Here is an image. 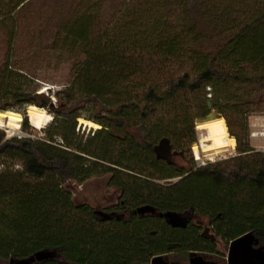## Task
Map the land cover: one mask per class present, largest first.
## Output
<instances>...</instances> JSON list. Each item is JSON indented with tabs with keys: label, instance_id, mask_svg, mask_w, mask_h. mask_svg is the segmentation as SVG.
Here are the masks:
<instances>
[{
	"label": "trees",
	"instance_id": "obj_1",
	"mask_svg": "<svg viewBox=\"0 0 264 264\" xmlns=\"http://www.w3.org/2000/svg\"><path fill=\"white\" fill-rule=\"evenodd\" d=\"M37 1L0 0V88L14 102L0 111L56 115L47 137L0 127V264H150L213 253L218 239L247 232L264 244L263 151L242 145L230 123L236 156L178 166L155 151L165 137L179 156L196 142L208 87L220 105L234 84L264 79V0H54L47 15L33 13ZM27 30L32 41L49 33L46 55L70 70L53 95L15 84L25 67L11 58ZM87 105L102 127L84 138ZM102 173L116 201L77 202L71 182Z\"/></svg>",
	"mask_w": 264,
	"mask_h": 264
},
{
	"label": "rangeland",
	"instance_id": "obj_2",
	"mask_svg": "<svg viewBox=\"0 0 264 264\" xmlns=\"http://www.w3.org/2000/svg\"><path fill=\"white\" fill-rule=\"evenodd\" d=\"M56 1L60 4V0ZM52 2L55 4L54 0L37 1V5L32 10L33 13L47 15L52 11ZM27 17L29 19L31 18V16H26L23 22L26 23L25 26L28 28L32 25H29L31 22L28 21ZM28 32L29 31L27 30L25 36L22 37L26 47L25 51L20 57L14 56L11 58L13 63L21 62L25 67V76L21 77V80L16 81L15 84L20 85L21 88L27 92H44L46 95L50 93L49 89H52L50 94L53 95L54 91H58L67 84L71 74L70 70L67 64L58 60H52L50 56L46 55L50 45L49 33H43L42 35L37 36L35 41H32L34 39L33 33ZM6 41H8V36L0 30V65L3 64L6 58ZM207 90L211 93L213 92L210 90V87H208ZM4 91L3 87L2 89L0 88L1 105H14V102L9 100L11 97L9 93H4ZM211 93H208L207 97L208 102H212L213 107H208L207 115H209L211 111H215L216 118H224L226 120L229 135H231L229 127L230 123L232 131L238 136L242 145H249L255 151L264 152V79L258 83L249 85L234 84L232 87V98H223V100L219 102L220 105L215 104V100H213ZM52 100L55 102V97H52ZM27 106L29 105H16L15 109L11 110L21 113L25 118L26 115L24 113H26ZM220 106L221 109L219 108ZM44 109L51 114L52 119L42 128L32 126L29 121L30 128L24 130V119L20 122L19 127L16 130L8 131L3 127L1 128L6 132L7 137H21L28 135L47 137L48 133L45 131H51L52 122L56 115L54 112H50L49 109ZM90 115H93V110L90 105H87L86 108L82 110V116L77 120V131L81 136H84V138L88 135H93L97 129L102 127L100 124V127L97 128L86 126L84 124L82 125L81 118L89 120L88 117ZM197 124L196 120V142L190 146V149L186 150L183 156L174 153L167 155L168 159L172 160L176 165L185 166L189 161L193 160L191 162L195 166H204L208 163L221 161L238 154L239 140H237V137L234 135H231L236 139V145L234 148H228L227 151L222 149L223 151H213L209 153L202 152L201 146L206 132L198 129ZM194 146L200 148V158H197ZM161 153L165 155L163 150H161ZM108 178V174L102 173L93 176L83 183L71 182L70 187L73 191L75 200L77 202L90 203L96 207H104L115 202L118 193L113 187L108 185ZM175 180L176 179H172L171 182ZM229 245L230 242H227L226 240H217V250L212 256V259L216 264H228L227 256ZM170 260L174 261L176 264H189V255L186 257L172 256L170 257Z\"/></svg>",
	"mask_w": 264,
	"mask_h": 264
},
{
	"label": "bare ground",
	"instance_id": "obj_3",
	"mask_svg": "<svg viewBox=\"0 0 264 264\" xmlns=\"http://www.w3.org/2000/svg\"><path fill=\"white\" fill-rule=\"evenodd\" d=\"M25 114L31 125L36 128L44 127V125L52 119L51 114H49L46 109L36 105L27 106ZM23 119L24 116L17 111H0V127H3L8 131L16 130ZM81 124L96 128L100 127L98 123L82 118ZM197 128L206 132L201 146V150L204 153L223 150L227 151L228 148H234L236 145V139L229 135L228 126L224 118H215L198 122ZM194 151L197 158H200V148L194 146Z\"/></svg>",
	"mask_w": 264,
	"mask_h": 264
},
{
	"label": "water",
	"instance_id": "obj_4",
	"mask_svg": "<svg viewBox=\"0 0 264 264\" xmlns=\"http://www.w3.org/2000/svg\"><path fill=\"white\" fill-rule=\"evenodd\" d=\"M208 107L212 108V102H208ZM216 118L215 111L205 117L197 119L198 122L207 121ZM171 144L168 138H162L155 146L158 157L168 159L171 155ZM164 151L165 155L161 153ZM228 264H264V244H260L253 232H247L230 242L227 256ZM150 264H169L163 255L154 257ZM190 264H212L204 258L203 255L194 253L190 257Z\"/></svg>",
	"mask_w": 264,
	"mask_h": 264
},
{
	"label": "flooded vegetation",
	"instance_id": "obj_5",
	"mask_svg": "<svg viewBox=\"0 0 264 264\" xmlns=\"http://www.w3.org/2000/svg\"><path fill=\"white\" fill-rule=\"evenodd\" d=\"M171 152L174 153V154H176V155H179V152L175 151L174 149H171ZM168 161L171 162V163H174V162H173L172 160H170V159H168ZM194 253L201 254V255L205 254V255H203V256H204V258H205L206 260H208V261L211 262L212 264H216V262L212 259L213 253L215 254V252H213V253H201V252H196V251H192V252L189 253V264H190V257H191V255H193ZM163 256H164V255H163ZM164 257H165V259L168 261L169 264H176L174 261L170 260V257H168V256H164Z\"/></svg>",
	"mask_w": 264,
	"mask_h": 264
},
{
	"label": "built area",
	"instance_id": "obj_6",
	"mask_svg": "<svg viewBox=\"0 0 264 264\" xmlns=\"http://www.w3.org/2000/svg\"><path fill=\"white\" fill-rule=\"evenodd\" d=\"M58 141H60V140H58Z\"/></svg>",
	"mask_w": 264,
	"mask_h": 264
}]
</instances>
